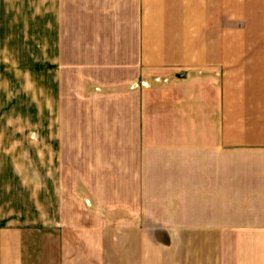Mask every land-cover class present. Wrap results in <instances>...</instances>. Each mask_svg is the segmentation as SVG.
<instances>
[{"label": "crops", "instance_id": "crops-1", "mask_svg": "<svg viewBox=\"0 0 264 264\" xmlns=\"http://www.w3.org/2000/svg\"><path fill=\"white\" fill-rule=\"evenodd\" d=\"M0 39H47L54 122L0 133V264H264V0H0Z\"/></svg>", "mask_w": 264, "mask_h": 264}, {"label": "rangeland", "instance_id": "rangeland-1", "mask_svg": "<svg viewBox=\"0 0 264 264\" xmlns=\"http://www.w3.org/2000/svg\"><path fill=\"white\" fill-rule=\"evenodd\" d=\"M46 42L47 39H0V52L4 54L3 57H0V97L5 89L8 90L9 95V105L7 109L0 103V133H17L18 135L20 133H26L31 134V137H33L32 133H39L40 136L38 141L40 146H42V142H47L44 140V137H46L44 135L54 129V122H49L47 112L44 111L43 107H37V105L45 103V100L48 98L47 83L49 77L44 74L47 68L46 58L48 57L46 56L48 52L46 53V51L39 50V57L35 55L37 46H40L39 49H42L46 47ZM56 80L58 82L57 76ZM57 82H55L56 91L58 90ZM190 82L191 80L189 79V85L191 84ZM167 83H170L169 79L164 76L141 77L129 82L125 90H149V88L154 85H165ZM52 86H54V83ZM32 90H37L39 93L38 99L34 97L36 101L33 100ZM171 94L173 93L171 92L170 95ZM12 101L14 103H12ZM45 104H47V102ZM56 125L59 126L58 123H56ZM172 127L174 128L175 126ZM175 135L176 132L173 130L171 135L162 140L164 146L162 144L160 148L167 147L174 151L175 148L180 146L181 140ZM20 137L21 136H18V138ZM156 142H159V140H154L153 142L147 141L146 148L152 145L157 146ZM190 142L191 139H189L188 142L184 140L185 147L186 144L188 145ZM28 158L30 160L31 156L29 155ZM26 161L27 160L24 159L25 163ZM43 174L46 175V173L40 172V176ZM169 180L171 179L169 178ZM171 182L172 181L169 182L168 186L170 184H172V186L170 185L169 188H163L161 191L163 194H168L172 197L177 195L181 190L175 187L174 181L173 183ZM155 184L156 183H153L152 185L154 186ZM145 189L139 192V194L152 197L156 195L157 189ZM185 191L186 190H183V192ZM177 209V204L171 203L170 211H175Z\"/></svg>", "mask_w": 264, "mask_h": 264}]
</instances>
